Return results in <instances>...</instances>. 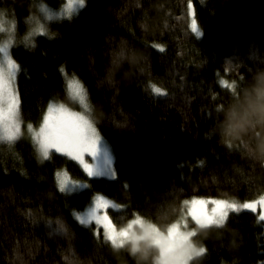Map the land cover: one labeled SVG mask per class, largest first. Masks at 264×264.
<instances>
[{"label":"trees","instance_id":"obj_1","mask_svg":"<svg viewBox=\"0 0 264 264\" xmlns=\"http://www.w3.org/2000/svg\"><path fill=\"white\" fill-rule=\"evenodd\" d=\"M42 2L0 0L19 122L39 127L50 104L80 111L67 96L64 75L73 77L112 149L115 178L89 179L56 152L42 160L24 136L0 143V264H137L101 229L72 219L95 195L116 206L107 213L117 230L139 217L161 232L193 199L244 204L264 195V163L215 134L264 69V0H85L51 37H28L25 18ZM60 172L86 189L63 194ZM262 211L196 227L192 240L205 252L191 264H264Z\"/></svg>","mask_w":264,"mask_h":264},{"label":"snow or ice","instance_id":"obj_2","mask_svg":"<svg viewBox=\"0 0 264 264\" xmlns=\"http://www.w3.org/2000/svg\"><path fill=\"white\" fill-rule=\"evenodd\" d=\"M74 3L83 7L85 0H67L66 14L69 17H71ZM40 30L39 27L36 29V31ZM6 31L9 33L8 42L0 46V55L3 57L2 62H0V139H6L11 142L17 138L20 131L18 119L19 103L13 85L18 65L9 55V47L12 43L11 29H6L3 23H0V33ZM68 88L75 97L79 98L81 104L85 103L84 90L80 83L73 80L69 82ZM155 91L159 93L160 89L156 88ZM35 138L39 143L44 158L49 157L50 149H55L56 152L64 151L77 157L85 151H89L94 158L97 156V141L92 124L78 113H69L63 106L59 108L49 107L42 127L35 133ZM86 170L91 177L101 174L98 168L92 170L86 166ZM66 187L67 182H62L61 190L64 191ZM190 203L189 215L198 225L204 228L211 225L222 226L228 218L229 212H238L241 209L256 212L257 205L264 209V196H261L258 201L244 204L224 200H193ZM209 203L213 207L207 210L206 205ZM110 207L112 205L108 200L102 196L97 197L94 207L88 212V218H81L80 223L86 224L94 221L96 225L103 227L105 237L119 248L123 245L125 239L128 238L132 226L134 224L143 226V222L137 217L126 229L117 232L107 213V209ZM260 220L264 221V211L260 214ZM149 230L154 236V242L161 249V255L168 257L169 264H187V260L191 259L192 256L199 257L205 252L203 247L194 248L188 243L196 233L182 232L179 224L172 225L168 229L166 236L154 226L150 225ZM178 248L181 249L179 252H177Z\"/></svg>","mask_w":264,"mask_h":264},{"label":"clouds","instance_id":"obj_3","mask_svg":"<svg viewBox=\"0 0 264 264\" xmlns=\"http://www.w3.org/2000/svg\"><path fill=\"white\" fill-rule=\"evenodd\" d=\"M49 7L46 0H43L30 11L29 17L25 18L26 31L35 29L45 18H51L48 16ZM78 101L80 103L79 98ZM215 134L221 141L244 144L248 158L264 163V69L258 70L252 76L239 100L228 107L225 120ZM150 225L148 221H143V226L134 224L121 247L136 259L137 264H169L168 257L161 255L160 247L154 242ZM188 243L199 248L192 239ZM180 250L178 248L177 252ZM195 258L197 256H192L187 264H191Z\"/></svg>","mask_w":264,"mask_h":264},{"label":"rangeland","instance_id":"obj_4","mask_svg":"<svg viewBox=\"0 0 264 264\" xmlns=\"http://www.w3.org/2000/svg\"><path fill=\"white\" fill-rule=\"evenodd\" d=\"M66 8H67V0H64V3L57 9H52L51 7H49L48 8V16L51 17V18L50 19L45 18L43 23L38 25L33 30H30V31H26L25 30L27 36L31 37L33 34L34 35L37 34V35L46 36L48 38L51 37L53 35V32L49 28V25L53 26V25H55V24H57V23H59V22H61L63 20H67V19H71V18L75 17L77 15V13L79 12V10L81 9V6L79 4H75V3L73 4L72 10H71V17H69L66 14ZM0 23H3L5 28L8 29V27L6 26L7 24H5L4 19L1 17V15H0ZM38 27L41 29L40 31H36V29ZM8 35H9V33L7 31L4 32V33H0V46H3L4 44H6L8 42ZM2 60H3V57H2V55H0V62H2ZM61 70H63V68H61ZM64 77H65L64 81L66 83L65 85H66L67 96L70 98V100L72 102H74L77 105V107L80 109V111L67 108L66 106H64L62 104H50L48 106V109H49L50 106L56 107V108H59L60 106H63V108L66 109L69 113H78V114L84 116L91 123L90 118L88 117V114H87L90 111V105H89V103L87 101V97L85 95V92H84L85 103L81 104L78 101V97H75L72 94L71 90L68 88L69 82H71L73 80H75L76 82H78V81L76 79H74L73 77L68 76L66 74L64 75ZM85 105H87V106L85 107ZM48 109L46 111L45 116L48 114ZM43 123H44V119H43V121H42V123H41V125L39 127L30 128L28 126H22L21 123L19 122L20 131H19V133L17 135V138L15 140L11 141V142H9L6 139H0V143H4V144H7V145L10 146L15 141H17L21 136H24L35 147V150L37 152L38 157L40 159H42V160H47V159H49L51 153L52 152H56V151H55V149H50L49 150L50 151V155H49L48 158H44L43 155H42L39 143H38L37 139L35 138V133L39 131V129H40V127H42ZM92 127L95 129V127L93 125H92ZM95 138H96V141H97V156L95 158L92 156V154L89 151L83 152L79 157L75 156L74 154H68L67 152H64V151L56 152V153L61 154L63 157L67 158L68 160H70V161L74 162L76 165H78L79 168L84 172V174L89 179H104V180H109V181L113 180L115 178V172H114V155H113L112 149H111L110 145L98 134L96 129H95ZM86 166L89 169H92V170H96L98 168V170H99V172L101 174L94 175L92 177L89 176L88 175V171L86 170ZM57 180H58V185H59L58 188L60 189V191L63 194H75V193H79V192H81V191L86 189V184L85 183H76V182L71 181L69 179L68 174H66L65 172H60L58 174ZM62 182H67V187L65 188L64 191L61 190ZM99 196L100 195H95L91 199L90 203L85 207V209L83 211H81V212L71 211L70 213H71L72 219L78 224H81L80 223V219L81 218L87 219L88 218V212L90 211V209L92 207H94L95 200ZM193 200L212 201V200H218V199H209V200H206V199H193ZM193 200H191V201H193ZM191 201H189L188 203H185L184 211H183L181 217L174 223V224H179L180 225V230L182 232H195L196 227H201L200 225H198L192 219L191 215H189V209L191 208V203H190ZM110 204L112 205V207H110L109 209H115L116 208V206L113 203L110 202ZM212 207H213V205L211 203L206 205L207 210H210ZM242 210H248V209H241L238 212H229L228 218H229V216L231 214H238ZM226 220H225V222H226ZM174 224H172V225H174ZM81 225H86V226L94 225L95 227L101 229V231H102V233H103V235L105 237V234H104L105 230L103 229V227L96 225L94 223V221L86 223V224H81ZM172 225L169 226L165 230V232H161L159 230L158 231L166 236L168 229L170 227H172ZM222 226L211 225V226L204 227V228H207V229H219ZM126 228H123V229H126ZM116 231L119 232L120 230L116 229ZM191 239H192V237H191ZM106 240H108V239L106 238ZM108 241L111 242L110 240H108ZM124 243H125V241H124Z\"/></svg>","mask_w":264,"mask_h":264},{"label":"water","instance_id":"obj_5","mask_svg":"<svg viewBox=\"0 0 264 264\" xmlns=\"http://www.w3.org/2000/svg\"><path fill=\"white\" fill-rule=\"evenodd\" d=\"M190 10H191V9H190ZM190 17H191V18L194 17V14H193L192 10H191V12H190Z\"/></svg>","mask_w":264,"mask_h":264},{"label":"bare ground","instance_id":"obj_6","mask_svg":"<svg viewBox=\"0 0 264 264\" xmlns=\"http://www.w3.org/2000/svg\"><path fill=\"white\" fill-rule=\"evenodd\" d=\"M191 8H192V7H190V9H191ZM191 10H192V9H191ZM191 10H190V12H191ZM173 224H174V223H173ZM170 226H171V225H170ZM168 227H169V226H168ZM168 227H167V228H168Z\"/></svg>","mask_w":264,"mask_h":264}]
</instances>
